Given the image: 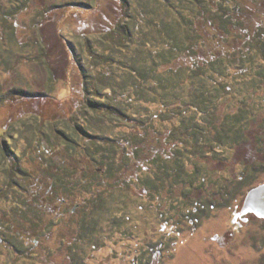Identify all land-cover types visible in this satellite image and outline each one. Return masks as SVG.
I'll return each instance as SVG.
<instances>
[{"label": "trees", "instance_id": "16d2710c", "mask_svg": "<svg viewBox=\"0 0 264 264\" xmlns=\"http://www.w3.org/2000/svg\"><path fill=\"white\" fill-rule=\"evenodd\" d=\"M119 1L123 11L105 25L102 39L82 40L92 63L78 64L80 104L71 114L32 111L11 135L12 123L0 124V166L22 155L11 145L18 136L27 142L28 167H14L1 190L0 230L9 242L36 247L45 237L38 224L65 221L86 205L77 221L85 230L97 221L99 210L91 209L133 190L155 198L168 190L169 209L198 223L208 210L235 204L240 193L245 201L254 188L261 166L238 149L264 151V123L254 126L264 112V0ZM79 3L70 7L91 8ZM16 23L15 14L0 13V30L11 40ZM32 94L14 96L42 97ZM233 157L242 167L230 175ZM19 173L35 178L32 185ZM46 182L52 187L43 192ZM55 186L73 200L58 198ZM81 193L90 194V204L75 200ZM79 246L69 244L68 264H87ZM134 261L145 263L141 256Z\"/></svg>", "mask_w": 264, "mask_h": 264}, {"label": "rangeland", "instance_id": "374dc122", "mask_svg": "<svg viewBox=\"0 0 264 264\" xmlns=\"http://www.w3.org/2000/svg\"><path fill=\"white\" fill-rule=\"evenodd\" d=\"M79 2L85 4L83 8L89 4L91 8L70 7ZM121 10L119 0H0V13L11 12L17 18L14 39L0 30V124L12 123L13 130L8 134L19 130L16 125H22L24 119L30 120L32 111L47 118L71 114L73 107L80 104L78 90L83 75L78 64L89 67L92 63L85 55L83 41L102 39L100 32ZM70 47H74V54ZM262 87L259 93L264 100V82ZM25 92L42 97L22 102V98L14 96ZM18 117H22L19 122ZM260 122L264 123V112L254 126ZM56 123L62 125L61 121ZM24 138L20 135L11 144L20 147L22 155L13 156L0 166V198L5 195L1 190L8 173L14 167L18 172L28 167L23 154L27 146ZM239 151L244 159L253 158L261 166L254 187L263 184L264 151L256 152L251 144ZM67 163L73 166L71 160ZM240 165L233 157L227 164L228 174L241 170ZM18 178L24 185H32L35 179L21 173ZM50 187L52 184L46 182L42 191ZM55 188L58 198L73 200L74 194ZM181 189L176 187V194ZM128 193L123 198L110 197L108 202L91 209L99 210L95 213L97 221L85 230L77 221L84 209H90L86 205L65 221L52 218L41 226L34 225L32 229L39 227L40 234L45 235L43 243L36 247L31 244L25 247L15 240L9 242L0 230V264H68V246L76 241L80 244L78 253L87 264H136L134 260L140 256L144 264H264V216L254 211L242 213L246 201L242 193L235 204L202 214L198 223H191L189 216L169 209L168 190L156 198L141 197L144 193L137 190ZM88 196L89 193L84 197L82 193L77 194L75 200L88 205ZM1 205H4L3 198ZM5 216L0 209L2 221ZM44 227L47 232H43Z\"/></svg>", "mask_w": 264, "mask_h": 264}, {"label": "water", "instance_id": "95a60500", "mask_svg": "<svg viewBox=\"0 0 264 264\" xmlns=\"http://www.w3.org/2000/svg\"><path fill=\"white\" fill-rule=\"evenodd\" d=\"M254 211L264 216V183L252 188L246 198L242 213Z\"/></svg>", "mask_w": 264, "mask_h": 264}]
</instances>
